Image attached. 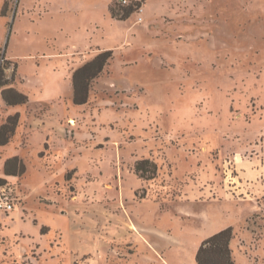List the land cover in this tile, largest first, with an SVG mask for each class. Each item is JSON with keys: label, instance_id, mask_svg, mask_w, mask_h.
<instances>
[{"label": "rangeland", "instance_id": "1", "mask_svg": "<svg viewBox=\"0 0 264 264\" xmlns=\"http://www.w3.org/2000/svg\"><path fill=\"white\" fill-rule=\"evenodd\" d=\"M6 2L0 264H197L229 227L235 263L264 264V0ZM106 51L76 105L74 71Z\"/></svg>", "mask_w": 264, "mask_h": 264}, {"label": "trees", "instance_id": "2", "mask_svg": "<svg viewBox=\"0 0 264 264\" xmlns=\"http://www.w3.org/2000/svg\"><path fill=\"white\" fill-rule=\"evenodd\" d=\"M8 3L5 2L1 15L5 16ZM135 9L131 6L125 7L123 15L120 20L126 21L134 13ZM112 15L116 17L115 13ZM113 57L112 51H106L99 54L92 61L85 63L80 68L76 69L72 76L73 83V100L76 105H86L89 100L90 88L92 82L97 79L104 71L109 61ZM7 82L5 80L4 68L0 65V88L5 87ZM3 97L9 106L18 104H26L28 97L16 91L13 88H6L2 91ZM20 120V114L9 116L6 123L0 127V146L7 145L13 137L18 127ZM147 162L143 161L137 165V172H147L146 167L142 165ZM16 165L11 169V164ZM6 175L16 176L22 175L26 172L25 164L15 157L8 160L6 163ZM3 180L0 179V185L3 184ZM233 239V228L229 227L217 234L206 239L199 247L196 254L197 264H236L232 257L231 241Z\"/></svg>", "mask_w": 264, "mask_h": 264}, {"label": "built area", "instance_id": "3", "mask_svg": "<svg viewBox=\"0 0 264 264\" xmlns=\"http://www.w3.org/2000/svg\"><path fill=\"white\" fill-rule=\"evenodd\" d=\"M135 0H117L121 6H128ZM15 199L7 187H0V211L9 212L14 209Z\"/></svg>", "mask_w": 264, "mask_h": 264}, {"label": "crops", "instance_id": "4", "mask_svg": "<svg viewBox=\"0 0 264 264\" xmlns=\"http://www.w3.org/2000/svg\"><path fill=\"white\" fill-rule=\"evenodd\" d=\"M20 1H21V0H19V5H20ZM5 2H6V0H0V11L2 10V8H3L4 4H5ZM19 5H18V6H19ZM17 11H18V9H17ZM17 11H16V14H17ZM2 19H4V18H2Z\"/></svg>", "mask_w": 264, "mask_h": 264}]
</instances>
